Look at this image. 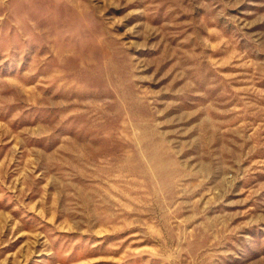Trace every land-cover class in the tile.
Returning <instances> with one entry per match:
<instances>
[{
  "label": "rangeland",
  "instance_id": "obj_1",
  "mask_svg": "<svg viewBox=\"0 0 264 264\" xmlns=\"http://www.w3.org/2000/svg\"><path fill=\"white\" fill-rule=\"evenodd\" d=\"M0 264H264V0H0Z\"/></svg>",
  "mask_w": 264,
  "mask_h": 264
}]
</instances>
